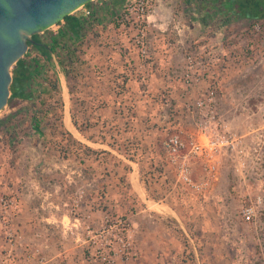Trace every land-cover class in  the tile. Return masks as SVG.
I'll list each match as a JSON object with an SVG mask.
<instances>
[{
    "label": "rangeland",
    "instance_id": "obj_1",
    "mask_svg": "<svg viewBox=\"0 0 264 264\" xmlns=\"http://www.w3.org/2000/svg\"><path fill=\"white\" fill-rule=\"evenodd\" d=\"M139 1L78 8L79 39H59L30 83L34 97L0 111L13 114L0 125V264L10 250L16 264H151L154 237L179 264L196 253L207 264L212 252L213 264H244L247 254L264 264V18L232 14L219 0H144L138 17ZM160 50L173 54L169 68L157 66L166 61ZM188 53L200 62L192 82L182 74ZM36 57L44 64L28 47L24 58ZM211 88L223 132L199 130L188 110ZM172 133L232 139L203 191L188 188L166 156ZM189 161L200 181L203 160ZM257 196V221L244 222L240 207ZM162 202L152 226L151 203Z\"/></svg>",
    "mask_w": 264,
    "mask_h": 264
},
{
    "label": "built area",
    "instance_id": "obj_2",
    "mask_svg": "<svg viewBox=\"0 0 264 264\" xmlns=\"http://www.w3.org/2000/svg\"><path fill=\"white\" fill-rule=\"evenodd\" d=\"M146 8L144 0L139 1L137 14L138 17H143ZM144 30H141L140 39L137 41L141 45L142 54L146 53V46L144 45ZM200 65V62L195 59L192 53L187 54V60L183 66L182 74L186 82L193 81L194 68ZM216 91L214 88L206 90L199 98L189 104L190 110L199 119L198 129L203 132H223L225 129L220 124V119L215 110L216 106ZM163 150L168 156L170 162L176 166L178 171V178L195 192L203 191L216 175L217 166L214 162V156L220 152L222 148H232L233 141L225 135H219L217 138L208 139L205 144L190 139L185 141L178 133H172L164 139L162 143ZM190 158H198L203 160L202 174L200 181L192 178L190 170ZM256 203V204H255ZM252 204H243L240 207V217L244 222L257 221L256 209L261 204L260 196H257L256 202ZM4 209V210H3ZM3 210V211H2ZM5 211V208H0V214ZM13 255L11 250L6 252L1 258V264H10L13 262ZM16 264V262L11 263ZM22 264H27L25 261Z\"/></svg>",
    "mask_w": 264,
    "mask_h": 264
},
{
    "label": "water",
    "instance_id": "obj_3",
    "mask_svg": "<svg viewBox=\"0 0 264 264\" xmlns=\"http://www.w3.org/2000/svg\"><path fill=\"white\" fill-rule=\"evenodd\" d=\"M91 1L0 0V111L10 97L11 68L25 55L28 44L35 42L33 35L47 31Z\"/></svg>",
    "mask_w": 264,
    "mask_h": 264
},
{
    "label": "trees",
    "instance_id": "obj_4",
    "mask_svg": "<svg viewBox=\"0 0 264 264\" xmlns=\"http://www.w3.org/2000/svg\"><path fill=\"white\" fill-rule=\"evenodd\" d=\"M225 7L234 8L238 16L260 19L264 18V0H220ZM87 3L86 5H88ZM84 5V6H86ZM81 17L70 14L64 17L65 26L64 29L59 30L56 34L48 31L47 41L38 37V34L33 35L34 43H29L28 47L38 50L43 56V63H40L39 58L26 59L24 56L16 61L11 68L12 81L10 84V97L8 99V105L14 106L17 103V99L31 100L33 95V89L30 87V83L33 78L42 74L45 65L52 63L55 52V46L59 39L71 41L75 43L79 39V34L82 29ZM67 46V43H63ZM61 66L63 63L61 62ZM67 70V69H64ZM53 83V87H54ZM13 114L5 116L0 119V125H5ZM34 126L38 128V122L34 120Z\"/></svg>",
    "mask_w": 264,
    "mask_h": 264
},
{
    "label": "crops",
    "instance_id": "obj_5",
    "mask_svg": "<svg viewBox=\"0 0 264 264\" xmlns=\"http://www.w3.org/2000/svg\"><path fill=\"white\" fill-rule=\"evenodd\" d=\"M53 33H55V32H53ZM160 52H161V50L157 51L156 54H159ZM175 53H177V52H174V54ZM160 54L161 55L163 54V56H164V58L166 59L167 62L165 61V66H162L161 63L159 65H157V66L159 68L160 67H162V68L165 67L166 68V66L168 67L169 64H171L170 60H171L173 54L172 53H168L166 51H164V52H162ZM156 69H158V68L156 67ZM158 72L160 73V71H158ZM156 73H153V71L151 70L152 77L157 76ZM170 85L173 88V92H175L176 84L174 83V81L170 82ZM151 205H154V206H151V225L155 226V227H159V223L162 222V220H163V216H161L162 215L161 209H163L165 207V205H164L163 202L161 204H159V203L152 204L151 203ZM155 211H161V212L157 214V213H155ZM155 218H157V219H155ZM214 230H215V228L213 226L212 227V231H214ZM164 233L166 234V232H164ZM153 240H154L153 244L155 245V247L156 248L159 247V248L157 249V254L155 253V256L153 258H151V264H179V262L177 263V259H175V256L172 255V253L170 252V248H169L168 242H165L166 245L162 247L161 246V243L163 242L162 238L157 239V238L154 237ZM241 243H242V240H240L239 244H241ZM205 245L209 246V247H212V245L209 244V243H206ZM209 257H210V260L207 261V264H213V262H217V260H218L217 256L214 254V252L210 253ZM188 260H190V259H188ZM255 261H256V255L255 254H247L245 256V259H244V264H252ZM193 262H194L193 264H204L205 263V256L202 255V254L199 255V253H196ZM182 263L189 264V262H187L185 259H183ZM190 263L192 264V262H190ZM236 264H240L239 260H238V262H236Z\"/></svg>",
    "mask_w": 264,
    "mask_h": 264
},
{
    "label": "flooded vegetation",
    "instance_id": "obj_6",
    "mask_svg": "<svg viewBox=\"0 0 264 264\" xmlns=\"http://www.w3.org/2000/svg\"><path fill=\"white\" fill-rule=\"evenodd\" d=\"M219 6L222 8V9H224V10H226V11H228V12H230V13H232V14H235V15H237L236 14V12H235V10H234V8H232V7H225L223 4H222V2L219 0Z\"/></svg>",
    "mask_w": 264,
    "mask_h": 264
}]
</instances>
